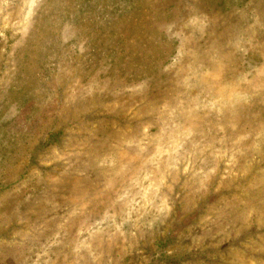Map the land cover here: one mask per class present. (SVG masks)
<instances>
[{
	"label": "rangeland",
	"instance_id": "obj_1",
	"mask_svg": "<svg viewBox=\"0 0 264 264\" xmlns=\"http://www.w3.org/2000/svg\"><path fill=\"white\" fill-rule=\"evenodd\" d=\"M0 264H264V0H0Z\"/></svg>",
	"mask_w": 264,
	"mask_h": 264
}]
</instances>
